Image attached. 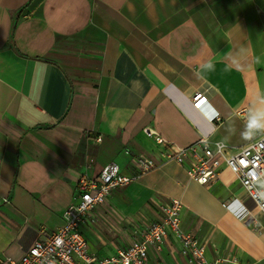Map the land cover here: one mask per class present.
Wrapping results in <instances>:
<instances>
[{
	"label": "crops",
	"instance_id": "obj_1",
	"mask_svg": "<svg viewBox=\"0 0 264 264\" xmlns=\"http://www.w3.org/2000/svg\"><path fill=\"white\" fill-rule=\"evenodd\" d=\"M263 78L264 0H0V256L20 259L40 227L62 224L82 174L110 162L132 174L144 155L158 166L82 226L93 252L128 246L178 199L181 227L205 242L208 261L264 264V219L253 227L235 175L222 167L201 185L143 132L175 147L205 136L236 152L264 132ZM195 92L208 112L193 106ZM106 232L132 234L116 247ZM149 258L183 264L167 244Z\"/></svg>",
	"mask_w": 264,
	"mask_h": 264
},
{
	"label": "built area",
	"instance_id": "obj_2",
	"mask_svg": "<svg viewBox=\"0 0 264 264\" xmlns=\"http://www.w3.org/2000/svg\"><path fill=\"white\" fill-rule=\"evenodd\" d=\"M192 101L195 108L208 112L207 98L201 96L200 92L193 94ZM239 114L247 119L251 127L256 123L250 118L247 108L240 110ZM217 117L216 112H209L210 121ZM143 132L162 147V159H173L179 164H187L190 177L201 185L218 180L220 169L227 167L245 190L252 204L251 208L256 210L253 215L252 209L243 206L246 214L253 219V227L257 230L262 228L260 219H264V132L242 145L236 152H229L221 143L213 145L205 136H200L190 146L175 147L148 127ZM131 160L136 170L132 174L122 173L114 162L104 166L96 176L82 174L77 181L73 201L61 214L63 223L49 230L40 227L37 238L20 259L3 254L0 256V264H156L150 261L149 250L161 256L164 244L168 245L172 254L178 255L183 264H217L216 261L207 260L205 242L192 232L182 229V204L178 199L160 204L158 219L139 228L137 237L128 246L109 255H99L90 249L81 228L86 222H95L91 212L104 206L115 190L158 166L155 159L144 155H138ZM169 234L174 236L179 247L168 242Z\"/></svg>",
	"mask_w": 264,
	"mask_h": 264
},
{
	"label": "rangeland",
	"instance_id": "obj_3",
	"mask_svg": "<svg viewBox=\"0 0 264 264\" xmlns=\"http://www.w3.org/2000/svg\"><path fill=\"white\" fill-rule=\"evenodd\" d=\"M263 90H264V78H263ZM256 212V211H255ZM143 219V218H142ZM145 222H149L147 221V219H143ZM115 231V230H114ZM132 233L131 232H123V233H116V234H112L109 232H106L105 235L110 238L109 240L114 241L116 247H123L127 241H129L130 239V235ZM89 236V234H88ZM100 244L104 247V246H108L109 243L108 241H106L104 244L100 242ZM95 247V246H94ZM102 247V248H103ZM96 248V247H95Z\"/></svg>",
	"mask_w": 264,
	"mask_h": 264
},
{
	"label": "clouds",
	"instance_id": "obj_4",
	"mask_svg": "<svg viewBox=\"0 0 264 264\" xmlns=\"http://www.w3.org/2000/svg\"><path fill=\"white\" fill-rule=\"evenodd\" d=\"M252 127H261V125H259L258 123H253Z\"/></svg>",
	"mask_w": 264,
	"mask_h": 264
}]
</instances>
